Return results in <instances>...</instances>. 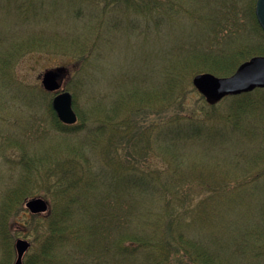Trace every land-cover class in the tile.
I'll return each instance as SVG.
<instances>
[{
  "label": "trees",
  "instance_id": "16d2710c",
  "mask_svg": "<svg viewBox=\"0 0 264 264\" xmlns=\"http://www.w3.org/2000/svg\"><path fill=\"white\" fill-rule=\"evenodd\" d=\"M100 1L93 6L103 15L96 21L97 34L107 28L105 20L113 22L106 15L110 4L119 6L121 15L131 11L144 19L143 34L178 16L187 17L197 34L174 39L179 60L160 73L154 88L135 86L110 111L95 102L88 117L79 116L73 125L57 119L50 93L24 89L16 77L21 58L48 42L25 30L0 47V162L17 170L14 183L0 195V264L15 256L18 237L9 221L36 196L48 200V210L30 214L31 252L22 264H176L177 256L186 264H264V88L215 105L199 97L195 110L186 112L191 77L226 76L252 55H264L256 0ZM17 5L25 23L39 19L45 6ZM232 28L240 31L241 45L230 39ZM87 40L71 42H76L73 56L84 64L88 49L95 48ZM143 110L167 115L139 131L132 115ZM38 117L56 133L76 136L78 146L59 154L40 150L36 144L46 126ZM13 124L19 132L9 131ZM236 137L257 141L252 162H245L240 150L227 149ZM121 142L125 161L118 155ZM147 154L160 165L141 166ZM194 188L208 192L195 204Z\"/></svg>",
  "mask_w": 264,
  "mask_h": 264
},
{
  "label": "rangeland",
  "instance_id": "374dc122",
  "mask_svg": "<svg viewBox=\"0 0 264 264\" xmlns=\"http://www.w3.org/2000/svg\"><path fill=\"white\" fill-rule=\"evenodd\" d=\"M215 1L221 2L222 0ZM19 2H44L45 6L39 10L41 17L36 21L31 19L26 20V23L23 22L17 11ZM199 3L201 2H194L193 5L201 6ZM101 4L100 0H0V47L7 46L12 37H23L25 30H32L28 33L36 31V34L48 42L47 45H39L36 51L26 54L18 62L16 77L22 88L36 89L39 87L43 90L40 74L45 69L57 66L67 67L68 75L63 81L62 88L70 92L72 99L73 96L75 97V107H73L72 102L77 117L74 124L79 123V116L88 117L91 106L95 102L101 107H105L103 109L110 111L114 107V103L126 95L130 89L134 90L135 86L141 89L144 87L154 88L159 81L160 73L172 67L175 60H179L176 59L177 54L174 51V39L183 38L185 40L186 37L187 41L188 35L197 34L194 24L184 16L166 20L158 29L150 26L146 34H143L145 32L141 30L144 19L131 11H129L128 17L121 15V11L117 10L119 6H115L116 4H110V11L106 14L107 17H112L113 22L110 21L111 19L105 20L108 22L107 28L100 29V34H97L96 21L103 15L100 16L97 8H93V6H100ZM154 19L155 15L150 18V21L153 22ZM139 23H141V27H135ZM231 31L233 33L228 34L232 36L230 39L234 38L236 42L238 41L236 45H241L243 39L239 35L240 31L238 34L235 33L234 28ZM74 39L76 42L81 39H89L87 40L88 46L95 43L96 49L93 47L88 49V61L85 64L77 61L73 56V47L76 46L73 44L76 42H71ZM231 45L228 44L227 47L234 46ZM82 70H86L85 73H80ZM215 76L223 77L222 75ZM191 80L192 77L190 78V86L187 88L186 112H189L191 108L194 111L200 104L198 98H203L193 87ZM50 94L51 96L54 95V93ZM100 99L101 101L98 102ZM128 103H132V101H128ZM197 112H195L196 115ZM25 113L29 114L28 112ZM41 113L43 114L42 111H40ZM169 114L171 112H168ZM166 115L163 110L160 113L153 110H143L136 116L132 115V121L133 123L134 121L137 122L140 131L159 124L160 120H165ZM43 116L45 118L44 114ZM11 119L13 118L11 117ZM37 119L46 126L45 134L36 144L40 150L59 154L61 151H69L72 146H78L76 136H62L60 133H56L49 122L44 123L40 117ZM16 126L15 124L8 125L9 131L19 132L20 126L17 124ZM117 144L119 158L125 161L126 144L125 146L122 142ZM223 146L228 145L224 144ZM256 146V140L236 137L227 149H230L232 153L235 150H240L242 159L246 160L245 162H252L255 157ZM7 153L12 156L13 151L7 149ZM140 164L147 169L156 168L160 165L154 154H147L144 162ZM16 177L17 170L14 171L10 169V165L0 162V195L7 191ZM193 192V204L198 203L201 198L208 194L206 189H202L201 192L199 189L195 191L194 188ZM45 200L48 202L47 199ZM12 219L8 224L10 230L16 231L17 237L25 238L30 242L32 236L27 226L30 213L25 206L18 209ZM30 252L31 249L26 251V253ZM1 256L2 251L0 249V258ZM14 259L15 256H13L10 264ZM175 260L176 264H186L181 256H177Z\"/></svg>",
  "mask_w": 264,
  "mask_h": 264
},
{
  "label": "water",
  "instance_id": "95a60500",
  "mask_svg": "<svg viewBox=\"0 0 264 264\" xmlns=\"http://www.w3.org/2000/svg\"><path fill=\"white\" fill-rule=\"evenodd\" d=\"M254 14L260 28L264 31V0H256ZM68 75V68L57 66L45 69L40 74V83L44 91L54 93L51 108L57 119L64 124H74L76 114L72 107V95L62 88ZM192 85L207 104L214 105L222 98L264 88V55L252 56L241 62L229 76H215L211 73H199L192 77ZM25 208L31 214L45 213L48 203L42 197H31L25 201ZM30 243L24 238L14 241L15 259L12 264H22V258Z\"/></svg>",
  "mask_w": 264,
  "mask_h": 264
}]
</instances>
